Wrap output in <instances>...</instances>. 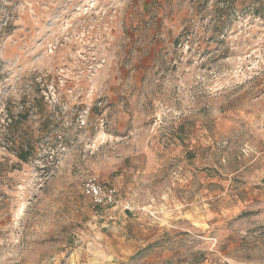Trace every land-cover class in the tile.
<instances>
[{
  "label": "rangeland",
  "instance_id": "obj_1",
  "mask_svg": "<svg viewBox=\"0 0 264 264\" xmlns=\"http://www.w3.org/2000/svg\"><path fill=\"white\" fill-rule=\"evenodd\" d=\"M0 264H264V0H0Z\"/></svg>",
  "mask_w": 264,
  "mask_h": 264
},
{
  "label": "built area",
  "instance_id": "obj_2",
  "mask_svg": "<svg viewBox=\"0 0 264 264\" xmlns=\"http://www.w3.org/2000/svg\"><path fill=\"white\" fill-rule=\"evenodd\" d=\"M81 193L98 207H115L118 204L116 189L104 185L96 176L87 175L80 184Z\"/></svg>",
  "mask_w": 264,
  "mask_h": 264
},
{
  "label": "trees",
  "instance_id": "obj_3",
  "mask_svg": "<svg viewBox=\"0 0 264 264\" xmlns=\"http://www.w3.org/2000/svg\"><path fill=\"white\" fill-rule=\"evenodd\" d=\"M19 158L22 159V160H26V158H27V150L24 151L23 149H21L20 153H19Z\"/></svg>",
  "mask_w": 264,
  "mask_h": 264
},
{
  "label": "crops",
  "instance_id": "obj_4",
  "mask_svg": "<svg viewBox=\"0 0 264 264\" xmlns=\"http://www.w3.org/2000/svg\"><path fill=\"white\" fill-rule=\"evenodd\" d=\"M99 217H101V215H99Z\"/></svg>",
  "mask_w": 264,
  "mask_h": 264
}]
</instances>
